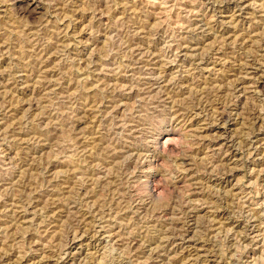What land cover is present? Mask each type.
Returning a JSON list of instances; mask_svg holds the SVG:
<instances>
[{
    "label": "rangeland",
    "instance_id": "rangeland-1",
    "mask_svg": "<svg viewBox=\"0 0 264 264\" xmlns=\"http://www.w3.org/2000/svg\"><path fill=\"white\" fill-rule=\"evenodd\" d=\"M0 264H264V0H0Z\"/></svg>",
    "mask_w": 264,
    "mask_h": 264
},
{
    "label": "bare ground",
    "instance_id": "bare-ground-1",
    "mask_svg": "<svg viewBox=\"0 0 264 264\" xmlns=\"http://www.w3.org/2000/svg\"><path fill=\"white\" fill-rule=\"evenodd\" d=\"M33 2V1H32ZM24 6H25V3H24ZM27 8H29V6L31 7V2L30 3H27ZM36 7V6H35ZM25 8V7H24ZM26 9V8H25ZM26 11V10H25ZM29 11V10H28ZM27 12V11H26ZM262 86V85H261ZM222 117V116H221ZM212 257V256H211Z\"/></svg>",
    "mask_w": 264,
    "mask_h": 264
}]
</instances>
